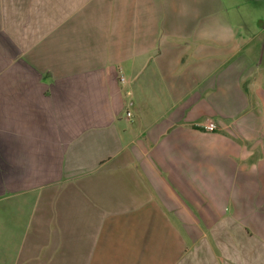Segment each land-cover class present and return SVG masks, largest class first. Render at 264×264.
<instances>
[{"label":"crops","instance_id":"0c3cea01","mask_svg":"<svg viewBox=\"0 0 264 264\" xmlns=\"http://www.w3.org/2000/svg\"><path fill=\"white\" fill-rule=\"evenodd\" d=\"M96 3L0 31V264H264V0Z\"/></svg>","mask_w":264,"mask_h":264},{"label":"rangeland","instance_id":"374dc122","mask_svg":"<svg viewBox=\"0 0 264 264\" xmlns=\"http://www.w3.org/2000/svg\"><path fill=\"white\" fill-rule=\"evenodd\" d=\"M97 0H0V31H5V35L11 39L17 46L19 44L33 45L43 41L48 37L52 29L59 27L63 31L60 35L66 37V28L69 29L76 23L77 18H85L89 9L97 5ZM90 2V4H89ZM114 1L110 2L113 9ZM91 6V7H90ZM93 8V7H92ZM98 10V8H96ZM105 9V8H104ZM84 10V13H79ZM93 9H90V11ZM113 13V12H107ZM101 18L102 24H99L98 18L92 17L91 26L93 29L112 30L114 26L113 17ZM113 16V15H112ZM87 18V17H86ZM108 25V28L103 26ZM74 23V25H75ZM104 23V24H103ZM81 24V23H80ZM109 37V33L107 34ZM111 34L110 36H113Z\"/></svg>","mask_w":264,"mask_h":264},{"label":"built area","instance_id":"2783aa9c","mask_svg":"<svg viewBox=\"0 0 264 264\" xmlns=\"http://www.w3.org/2000/svg\"><path fill=\"white\" fill-rule=\"evenodd\" d=\"M132 114H128V118H131ZM199 128L202 131H205L207 133H214L217 131L218 126L217 124L212 120H207L199 125Z\"/></svg>","mask_w":264,"mask_h":264}]
</instances>
